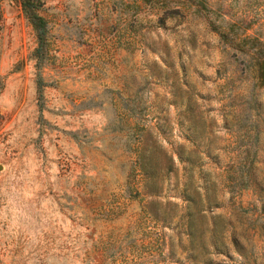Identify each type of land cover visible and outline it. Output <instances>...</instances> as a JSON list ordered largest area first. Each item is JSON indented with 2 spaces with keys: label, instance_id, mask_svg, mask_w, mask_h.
Listing matches in <instances>:
<instances>
[{
  "label": "rangeland",
  "instance_id": "rangeland-1",
  "mask_svg": "<svg viewBox=\"0 0 264 264\" xmlns=\"http://www.w3.org/2000/svg\"><path fill=\"white\" fill-rule=\"evenodd\" d=\"M41 13L42 57L0 0V264H264V0Z\"/></svg>",
  "mask_w": 264,
  "mask_h": 264
},
{
  "label": "trees",
  "instance_id": "trees-1",
  "mask_svg": "<svg viewBox=\"0 0 264 264\" xmlns=\"http://www.w3.org/2000/svg\"><path fill=\"white\" fill-rule=\"evenodd\" d=\"M152 1V0H143ZM24 16L32 25L36 32L38 39V45L36 46L35 53L42 57L48 46V23L47 18L41 13V9L44 7L45 0H18ZM256 77L259 82L264 83V47L261 50V55L254 58ZM247 155H252L250 151H247ZM245 156L246 160L252 161L251 156ZM242 167V166H240Z\"/></svg>",
  "mask_w": 264,
  "mask_h": 264
}]
</instances>
